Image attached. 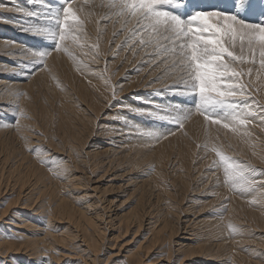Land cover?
Returning <instances> with one entry per match:
<instances>
[{"label":"bare ground","instance_id":"bare-ground-1","mask_svg":"<svg viewBox=\"0 0 264 264\" xmlns=\"http://www.w3.org/2000/svg\"><path fill=\"white\" fill-rule=\"evenodd\" d=\"M119 2L0 0V54L23 58L12 64L19 66L15 73L20 72L21 78L28 77L26 82L4 79L1 74L13 68L0 58V264H264V188L260 187L264 183V103L244 96L246 102L237 111L243 108L253 115L246 117L250 120L246 126L235 130L204 121L200 113L180 115L182 107L171 108L168 116L183 121L180 131H173L178 127L174 125L169 130L163 127L166 135L152 136L159 129L158 120L164 123L161 107L170 105L161 95L155 96L149 115L137 117L131 103L126 115L121 106H114L109 115L114 85L106 72L126 73L128 80L149 88L153 85L147 81L153 74L149 71L163 70L171 78L179 70L178 64L172 66L178 55L188 51L179 45L190 42L173 37L172 53L161 54L168 34L158 36L148 27L149 20L138 23L116 6ZM68 3L77 21H70L74 30L61 42L60 51L28 41L5 43L4 33L11 38L24 32L49 37L53 32L47 38L53 44ZM230 4L233 7L227 11L246 23L264 22L261 0H251L248 12L246 7L236 8L235 0H183L182 7L162 6L161 10L187 19L196 11L227 12ZM36 16L47 20L36 25ZM142 28L153 39L143 35ZM31 29L42 31L34 34ZM136 37L146 43L153 40L154 47H142ZM26 49L50 53L36 74L26 75L25 70L40 67L42 61ZM143 52L151 57L142 56ZM28 55L33 60L29 64L24 62ZM255 59V64L234 66L246 73L253 69L240 83L254 85L263 102L264 71L258 52ZM121 83L116 84L120 95L139 87ZM143 99L136 104L148 109ZM171 100V104L177 101ZM227 111L224 119L233 110ZM91 137L95 144H88ZM213 148L230 162L253 166L255 172L244 174L254 181L250 190L240 193L242 181L234 183L225 175L227 165ZM87 175L96 176L93 188ZM121 180L119 185L127 187L124 199L114 202L113 215L107 214L117 196L114 181ZM110 187L115 188L114 194L100 206L97 203L110 195ZM123 201L127 202L120 206Z\"/></svg>","mask_w":264,"mask_h":264},{"label":"snow or ice","instance_id":"snow-or-ice-1","mask_svg":"<svg viewBox=\"0 0 264 264\" xmlns=\"http://www.w3.org/2000/svg\"><path fill=\"white\" fill-rule=\"evenodd\" d=\"M116 6L121 10H127V14L138 23L140 19L149 20L148 27H151L158 36L168 34L166 37L168 40L175 37L176 40L190 41L179 45L181 50L187 48L188 51L178 55L177 61L173 64V66L178 64L180 69V76L175 84L184 86L186 91H182L181 94L198 96L199 103L195 111L203 115L204 121L221 125L222 128L229 130H235L236 126H246L249 123L246 117L253 114L245 113L243 108L237 111V104L245 96V85L240 83V78L246 74L250 75L253 69L249 67L246 73L242 67L237 70L234 65L255 64L258 52L260 70L264 71V22L246 23V19H240L235 13L217 10L196 11L187 19H181L171 11L161 10L162 6L182 7L183 0H161L155 5L151 0H120ZM235 6L238 9L246 7L248 12L251 9V0H235ZM70 21H77V14L73 5L68 3L63 10L60 32L54 36L57 40L55 48L57 51L61 50V42L65 41L68 32L74 30ZM152 21L154 23H151ZM31 31L36 34L42 30L31 29ZM140 43L146 45L142 39ZM173 50L175 51V48ZM165 51L168 49L165 48ZM31 55L43 61L50 53L33 52ZM257 75L259 76V73ZM217 108H231L233 111L227 119H224L210 114ZM130 110L139 114L146 112L151 114L144 109ZM225 120L228 122H224ZM178 123L183 127L182 120ZM261 123L264 124V115L261 116ZM213 151L220 161L227 165L224 170L225 175L234 183L242 181L239 184L241 194L254 186V181L247 180L244 175L245 172H255L252 165L230 162V158L216 148H213ZM211 167L210 165V170ZM260 187L264 188V183L260 184ZM229 228L233 232L237 231L234 225H230Z\"/></svg>","mask_w":264,"mask_h":264},{"label":"rangeland","instance_id":"rangeland-1","mask_svg":"<svg viewBox=\"0 0 264 264\" xmlns=\"http://www.w3.org/2000/svg\"><path fill=\"white\" fill-rule=\"evenodd\" d=\"M262 2L264 1V0H261ZM44 5H46V3H43ZM233 4V3H232ZM232 4H230V6H229V8H227L226 9V11L228 10V9H230V7L232 6L233 7V5ZM224 5H221V7H223ZM190 11L192 12V10L190 9ZM227 12H229V11H227ZM36 18H37V16H36ZM37 20H39V21H36L35 22V24L36 25H38V24H41V23H44L45 21L44 20H47V18H45V17H43V16H39L38 18H37ZM40 27L42 26V25H39ZM43 28H45L44 26H43ZM45 29H48V26L45 28ZM22 30V29H21ZM24 30V29H23ZM22 30V32H24ZM143 30V35H145V36H150L148 33H146L145 32V30H144V28H142L141 29V31ZM19 32H21V31H19ZM25 33V32H24ZM24 33H19V36H17V35H14V34H12L11 35V33H10V35L12 36L11 38H13V41H12V39L10 38V36L7 34L6 35V33H4V36H6L5 37V43H6V40H7V42H9V43H7V44H11L12 42H15V43H17V45H19V43L21 42L22 43V45H25V44H23V42H27L28 41V43H35L36 44V46L37 47H39V48H41V45L42 44H44V46H47L48 47V49H53V48H55V46H56V42L57 41H55L54 42V40H56V39H54V37H53V44H52V40L51 39H47V38H49L50 36H52L53 34V32L51 33L50 32V34L48 33V32H45V33H48L49 34V37H47V35H45L46 36V39H45V36L44 35H39V36H37V34H36V36L35 37H32V36H28L27 34H24ZM52 34V35H51ZM26 35V36H25ZM9 37V38H8ZM27 37V38H26ZM41 37H43V38H41ZM151 37V36H150ZM10 39V40H8V39ZM16 38V39H15ZM32 39V40H31ZM41 39H43V40H41ZM136 39H137V41L139 42V44H141L140 43V40H141V38H139V37H136ZM144 39H146V38H144ZM151 39H153L152 37H151ZM151 39H147L146 41H148V43H146L148 46L149 45H153V40H151ZM164 39V38H163ZM16 40V41H15ZM46 40H48V41H46ZM18 41V42H17ZM44 41V42H43ZM171 40H165V41H163V50L162 51H164V52H161V54L162 53H164L166 56L167 55H170L171 53H172V50H171V47L174 45V43H171L170 42ZM21 43H20V45H21ZM142 45V44H141ZM144 46H146V45H142V47H144ZM153 47H154V45H153ZM33 48L35 49V47L33 46ZM165 48H167L168 49V51H165ZM27 50V49H26ZM31 51V53H33V50H30ZM27 52L28 53H30L28 50H27ZM20 53V52H19ZM31 53H30V55H31ZM18 54V53H17ZM22 54V53H21ZM144 54V55H143ZM1 55V54H0ZM8 56H3V55H1V56H3V57H1L0 56V58H4L5 60H2L3 61V64H7V65H9V66H11L13 69L11 70V71H9V70H6L7 71V73H6V71L5 72H3L2 74H1V76L4 78V79H6V80H12V81H17V82H22L23 80V82H26V81H28V77H27V79H26V77H24V78H21L20 77V75H21V73L20 72H16L15 73V69H16V71L18 70V68H19V66L18 67H15V66H17V65H14V64H12V61L14 60H21V59H23V58H18V57H12L11 55H9V54H7ZM30 55H28V57H24V59H26V58H28V61L27 60H24V62L25 63H27V64H29V63H31L33 60H31L30 61ZM15 56V55H14ZM142 56H148V57H151L149 54H146V53H142ZM11 59H10V58ZM158 57V56H157ZM107 59H108V57H107ZM18 60V61H19ZM148 60H150V59H148ZM168 59H166V61H167ZM38 61V59H36V61L35 62H37ZM138 62V61H137ZM24 63V64H25ZM43 63H44V60L42 61V65H40V67H36V66H34V67H36L37 69H34V67L33 66H31L30 68H28V69H26L25 70V73H26V75H32V74H34L35 72H37L38 70H40V68L43 66ZM12 64V65H11ZM169 64V62L168 63H166V65L165 66H167ZM34 65V64H33ZM173 66V65H172ZM21 67V66H20ZM25 67H27V66H25ZM173 67H175V66H173ZM34 69V70H33ZM137 69V67H133L131 70H136ZM23 70V69H22ZM13 71V72H12ZM31 71H33V72H31ZM29 72H31V73H29ZM149 72H152L153 74L149 77V79L147 80V81H149V82H151L153 85H151L149 88L148 87H142L141 88V86H139V85H143V84H141V83H137V82H133L132 80H128L127 78H126V73H119V74H114V73H112V72H106V74L108 75V79H109V81H110V83L112 84V85H114V87L112 88V95H111V100L108 102V104H107V107H108V109H107V113L110 115V110L115 106H118V107H120L121 106V110H122V113H124L125 115L127 114V112H126V110L127 109H129L130 108V106H129V104L131 103V106L133 107V108H135V109H144V107L142 108V106H138L137 104L140 102V100H142V97H144V99H143V102H144V100H145V103H147V104H149V106H147L148 107V109H144V110H146V111H149L150 113L152 112V107H154L155 106V96L156 97H159V95H161V97H159V98H161V99H164V98H166L167 100H170L169 101V103H170V105H168L167 106V108H164V107H161L165 112H164V117H167V121H165L166 119L165 118H162V119H164L163 121H164V123H162V121L160 122V120H158V125H159V129L157 130V133H154V134H152V136H157V135H159V134H165L166 135V133H164V132H166V131H168L169 129H174L175 128V126L177 127V125H178V127L177 128H175L173 131H180L181 130V127L179 126V123H178V121H179V117L178 116H176V117H173V115H172V117H170V118H168V116H169V112H170V110H171V108H174V110L176 109V110H181V108L183 107L185 110H183L181 113H180V115H183V113H193V114H198L199 115V113L198 112H196L195 111V109H196V106H197V104L199 103V98H198V96H196L195 94H188V95H185V94H181V92L182 91H186L185 89H184V86L183 85H180V84H175V82L177 81V79L179 78V76H180V69L178 70V71H176V73L171 77V78H166V76H164V74H163V70H153V71H149ZM9 73V74H8ZM11 73V74H10ZM17 73H20V74H17ZM139 73V71H136L135 73H134V76H136L137 74ZM36 74V73H35ZM10 75V76H9ZM1 76H0V78H1ZM21 79V80H20ZM26 80V81H25ZM117 82H122L121 83V85H138L139 87H137V86H133V87H135L134 89L132 88V89H130V90H128V91H130L129 93H126L125 95L123 94V95H120V94H117L116 92L117 91H119L120 89H121V87H119L120 85H116L117 84ZM117 87H116V86ZM119 87V88H118ZM245 87H247V89L246 90H244L245 92H247L248 91V93H250V94H248V93H245V97H248V96H250V97H252V99H253V97H254V99L256 100V102L257 101H259V102H257L258 104H263L264 103V100H263V102L262 101H260L261 99L259 98V97H257L256 95V88H253L254 87V85H245ZM250 87V88H249ZM118 88V89H117ZM143 89V90H142ZM250 89V90H249ZM253 91H252V90ZM127 91V92H128ZM147 92H148V95H147ZM152 92H153V94H152ZM254 92V93H253ZM115 93V98H113V94ZM142 93V94H141ZM130 94V95H129ZM139 94V95H138ZM158 94V95H157ZM247 94V95H246ZM254 94V95H253ZM148 97H147V96ZM252 95V96H251ZM124 96H126V97H124ZM135 96H137V97H135ZM163 96V97H162ZM176 98V100L177 101H174L175 103L174 104H171L173 101L171 100L172 98ZM249 97V98H250ZM137 98V99H136ZM130 99V100H129ZM243 99L245 100L246 98H244L243 97ZM241 100L240 101V104L238 103L237 104V109H239V107H242L243 106V102L245 103L246 101H244V100ZM251 99V98H250ZM260 99V100H259ZM125 100V101H124ZM147 100V101H146ZM2 101L3 100H0V104H2ZM122 101V102H121ZM135 101V102H134ZM132 102H134L135 104H133ZM6 104H7V102H5ZM121 103V104H120ZM137 103V104H136ZM113 104V105H112ZM127 104V105H126ZM4 105V104H3ZM172 105V106H171ZM128 106V107H127ZM264 106V105H263ZM124 108H126V109H124ZM259 108V107H258ZM124 109V110H123ZM228 109H231V108H217V109H214V110H212L211 112H210V114L211 115H213V116H216V117H219V118H224V117H226L227 116V110ZM259 110V109H258ZM167 111H168V114H167ZM179 112V111H178ZM177 112V113H178ZM261 112V111H260ZM146 114H148V113H146ZM149 115V114H148ZM139 116H143V114H139L138 113V116L137 117H139ZM102 117L103 116H101V118H99L100 120H102ZM176 118H178V119H176ZM98 119V122H100V120ZM174 120H176V121H174ZM169 121L172 123H170L169 124ZM250 121V120H249ZM97 122V124H99ZM165 122H168L167 124L165 123ZM174 122H176V123H174ZM155 123H157V120L155 121ZM162 125V126H161ZM167 125V126H166ZM169 125V126H168ZM172 125V126H171ZM175 125V126H174ZM171 126V127H170ZM162 127V128H161ZM166 128V129H168V130H166V129H164V128ZM174 127V128H173ZM183 128V127H182ZM161 129V130H160ZM166 130V131H165ZM168 134H170V132H167V136H168ZM92 142V144H95V142H94V140L92 139V137L90 138V139H88V144H90ZM99 144V143H98ZM101 149V148H100ZM100 170V169H99ZM97 172H98V170H97ZM87 180H88V182H89V184H90V188H93L94 186H96L97 185V183H96V176H93V175H87ZM124 178H126V177H124ZM100 182H98V184L99 185H101V183H102V181L101 180H99ZM116 183V184H115ZM123 183V180H121V181H119V183L118 182H116V181H114V186H116L117 187V196H116V198L115 199H113V202H111V206H109L108 207V209H107V214H112L113 215V213L117 210L116 208L117 207H114V202L116 201L117 202V200L118 199H120V201H118L117 202V204H119L124 198H122V195H123V191H125L126 190V188L127 187H125V184L124 185H119V184H122ZM109 184V183H108ZM110 191H109V193H110V195H104L105 197H103L102 196V198L100 199V201L97 203V204H100V206H102L103 204H105V202L107 201V198H109L112 194H114V192H115V188H113V187H110ZM96 191V190H95ZM95 191H92L91 190V192H95ZM97 195H99V194H97ZM127 201H123V205H120V206H124V204L126 203Z\"/></svg>","mask_w":264,"mask_h":264}]
</instances>
